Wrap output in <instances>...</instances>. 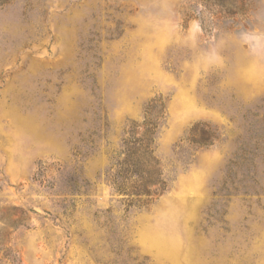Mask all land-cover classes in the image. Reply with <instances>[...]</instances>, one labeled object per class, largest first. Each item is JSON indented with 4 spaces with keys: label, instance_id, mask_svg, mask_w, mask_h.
Here are the masks:
<instances>
[{
    "label": "rangeland",
    "instance_id": "374dc122",
    "mask_svg": "<svg viewBox=\"0 0 264 264\" xmlns=\"http://www.w3.org/2000/svg\"><path fill=\"white\" fill-rule=\"evenodd\" d=\"M0 264H264V0H0Z\"/></svg>",
    "mask_w": 264,
    "mask_h": 264
},
{
    "label": "trees",
    "instance_id": "16d2710c",
    "mask_svg": "<svg viewBox=\"0 0 264 264\" xmlns=\"http://www.w3.org/2000/svg\"><path fill=\"white\" fill-rule=\"evenodd\" d=\"M164 119V110H146L142 125L132 126L126 133L122 157L112 168L110 182L120 195L130 198L129 206L148 205L153 195L167 190L155 155V136Z\"/></svg>",
    "mask_w": 264,
    "mask_h": 264
}]
</instances>
